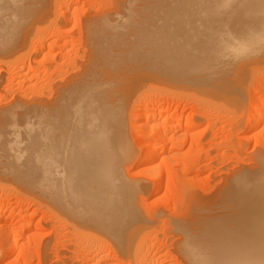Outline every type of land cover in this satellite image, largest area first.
I'll return each mask as SVG.
<instances>
[{"label": "bare ground", "instance_id": "6f19581e", "mask_svg": "<svg viewBox=\"0 0 264 264\" xmlns=\"http://www.w3.org/2000/svg\"><path fill=\"white\" fill-rule=\"evenodd\" d=\"M113 1L110 0L111 3ZM40 3L41 0H0V53L11 50L17 41L21 40L19 37L25 25L38 12ZM77 9L78 6L75 4L72 10L75 12ZM119 13H122L123 18H127V15L134 14L135 17L137 13L141 14L140 20L138 14V20L128 17L130 21L134 20L132 23L135 19L140 21L141 25L137 22V25H134L136 28L140 25L139 31H137L138 28L134 29L136 33H139L134 34L135 31H131L133 34H129L131 32L128 33L126 26L130 27L131 23L129 21L128 25L126 19L124 22ZM156 13L157 15L162 13L163 16L157 17L156 15L150 20ZM101 14L103 17L99 15L100 20L97 16L90 17L87 16L88 14L83 19L86 21L87 33L84 34L85 27L81 26L84 33L80 32V34L85 35L84 40L87 39L90 43L92 52L90 54L84 52L88 56L83 57L87 60L83 59L86 60V65L82 74L79 73L81 75L78 76L76 73L77 77L72 76L71 81L64 82L61 88L50 91L48 95L45 94L49 89L47 87L48 89H45L47 91H43L46 96L41 94L40 98L35 101L23 102L18 98L20 101L14 102L13 107L25 105V110L28 108L32 110V113L29 112L24 117L22 116L23 120L27 119L28 124L24 122L27 124L26 130L20 126L23 129L21 131H24L20 133V139H18V134L15 135L16 131L12 129L17 124H14L10 131L6 128L8 124L15 121L13 119L15 116L6 117L5 115L8 119L7 124L0 126L2 129L5 125L7 129L3 132V140L2 133L0 134L2 140L0 141V162L3 159L0 166L4 167L3 169L0 167V175L12 179V183L14 180L35 191L34 194L37 193L36 196L41 198L37 200L43 201L46 209L55 214L57 221L59 219L63 225L66 224L69 229L72 228L76 236L80 235L85 246L96 245L103 241L113 248L111 250L117 258L133 260L132 254L134 257L139 255L137 253L141 248L140 241H142L140 238L144 237L141 232L146 229L148 216L139 208V198L143 189L124 174L125 169H128L126 166L131 165L134 160L133 146H130L131 142L126 133L132 99L130 95L132 94L130 93L133 88L132 83L137 79L144 85H148L146 89L149 85L155 86L156 92L154 93L156 94L162 90L161 88L159 90L160 85L172 89L178 86V89H181L180 85L196 83L203 85L209 91V95L213 93L216 97V93H222L227 101L234 93L235 98L241 102L239 92L228 88L229 76L234 68H236L235 73L240 71L239 68L242 67L241 64L245 58L244 63L251 60L259 49L264 50V0H122L119 9L112 13L103 11ZM117 14L120 16L116 18ZM148 14L153 16L150 17ZM142 16L146 17L142 20L144 22H141ZM147 20L150 22L147 23ZM117 21L121 22L122 26L126 24L123 26L126 29L121 27L122 31ZM57 22L59 21L55 23ZM165 26L166 29L172 26L169 32L172 30L173 32L163 31ZM35 27L38 28V26ZM208 27L212 28L207 29ZM157 28H162L161 30L165 33L162 31L158 33ZM147 31L149 33L154 31L156 34L151 33L154 35L149 36ZM81 36L78 38L83 43ZM252 41L256 44L257 51H251ZM70 50H62L57 54L47 51L43 56L41 55L40 60L51 63L53 60L50 57L55 54L57 57L58 53L60 56H67ZM74 50L75 53L80 51ZM25 53L27 54V51ZM259 54L262 56L264 51ZM20 56L16 55L18 59L22 57ZM17 58L14 57L18 60ZM2 62L5 63V61ZM9 63H14V61L10 60ZM67 63L69 62L64 64ZM76 63L80 66V61ZM76 63L74 62L73 65ZM29 64L32 65V63ZM57 65L59 66L56 69L63 67L62 63H57ZM47 66L50 65L47 64ZM45 68L50 69V67ZM48 69L45 73L51 74L53 70L48 71ZM79 69L82 70L81 67ZM75 70L78 69L75 68ZM133 86H135L134 83ZM3 89H0V92ZM5 89L7 90L6 86ZM133 93L136 94V92ZM259 96L260 91H255L254 103L250 112L252 115L247 120L250 137L258 136L259 133L255 132L256 128L260 125L264 126V105L260 104ZM221 98L219 97L218 101L223 99ZM11 105L13 102L9 104ZM15 110L18 111V109ZM140 111L139 119L144 120L145 123L153 122L155 118L166 119L165 109L157 110L154 105ZM172 111L170 118L182 116L181 110ZM27 112L28 110L25 113ZM29 116L31 117L28 119ZM6 119L3 120L2 117L0 122H5ZM22 123L19 122L21 125ZM177 126H184L188 129L193 125L186 121L184 125L179 123ZM20 127L16 130H20ZM131 127L135 131L139 124L136 123ZM12 130L15 132L12 133L14 138L10 137ZM7 132L10 133L7 134ZM159 132L155 138L140 148L141 160L138 164L140 174L151 175L155 184L161 182L162 172L161 168L153 164L165 148L163 134ZM8 139L11 143L7 142ZM186 164H183V168L187 167L188 164ZM248 164L244 165L246 167H234L230 172L223 171L224 175L220 177L224 179L221 178V183L219 180L216 183L220 185L216 187V189L220 188L215 193V195L217 192L218 194L216 196L213 194L211 198H204L207 199L206 202H218V205L216 204L217 213L212 211L209 215L206 214L208 211L205 209L203 212L198 209L201 214H204L197 215L198 210L194 209L193 204L196 203L195 205L198 204V206L204 204L199 203L205 202L203 198L198 199L195 196L185 198L186 202H191L193 206H190L193 209L190 208L191 214H189L188 208L186 219L182 216L184 219L170 221L172 224H169L171 225L169 237L173 240L170 243L171 249L177 253L176 255L165 254L163 261L169 259L178 264H264V154H256ZM3 176L1 177L4 178ZM167 192L168 190L165 189L164 193L167 194ZM1 205L0 202V208ZM191 210L195 212L192 213ZM14 214V210L10 209L7 214L8 220ZM26 216L29 215H19L23 221L20 225L21 231L31 225L24 223ZM137 236L140 238L136 239ZM9 243L7 238V241L0 245L2 262L14 250V246ZM135 250L136 253H133ZM89 255L91 259L94 254ZM127 260L125 263L130 264Z\"/></svg>", "mask_w": 264, "mask_h": 264}, {"label": "rangeland", "instance_id": "374dc122", "mask_svg": "<svg viewBox=\"0 0 264 264\" xmlns=\"http://www.w3.org/2000/svg\"><path fill=\"white\" fill-rule=\"evenodd\" d=\"M121 3L122 0L121 1L114 0L112 3L110 2V0H47V1L41 0L40 9L27 22L21 33V36L19 37V39H21L22 41L18 39L19 41H17V44L15 45L14 48H12L11 50L5 53H0V59H1L0 63H2L0 64V70H1L0 73L2 72V74H0L1 75L0 89L3 88L5 89V86L7 88V90L3 89L4 91L1 90L0 92V114H3V116L0 117L1 119L3 117L4 120L6 119L7 116L9 117L15 116V118H13L15 121H12L11 124H8L9 127L6 126L7 129L9 128L8 130L5 128V125L2 126V129L0 128L1 130L0 134L2 133V136L4 134L3 132L4 131L6 132V130L10 131L11 127H13L14 124H17L19 126L17 127V125H15L14 128H12L14 129V131H16V133L13 130H12L13 132L11 133L7 132V134L9 133L11 134L10 136L11 138L15 137L13 135L15 133V135L18 134L19 136L18 139H20L21 136L20 133L21 132L24 133V131L21 130L27 129L26 128L28 124L26 122L27 119L25 118L26 120L24 119L25 120L24 121L23 117L24 115H27L29 112L32 113V110L30 111V108H28L27 109L28 112L25 113L27 111L25 110L26 109L25 105H23L24 108L23 106L22 107L15 106L16 108L13 107L14 102L20 101L18 98L23 100V102H29V101L31 102L33 100L35 101L40 98L41 94L48 95L50 91H55L56 89L61 88L66 82L72 80V76L73 78L77 77L76 73H78L77 74L78 76L82 74V72L85 69V65H86L85 61L87 60L86 58L88 56L85 54H90L92 52V47L90 43L87 41V39L86 41L84 40L85 35L87 33L86 21L83 20L84 17L88 14L87 16L90 17L97 16V19L98 17L101 18V16L103 17V15L101 14L103 13V11L104 13L105 12L112 13L113 11L120 8ZM75 4H77L78 9L74 12L72 9ZM48 5H50L51 8ZM102 9L103 11H100ZM65 12H67L68 14ZM133 13L135 14V12ZM119 14L115 15L116 18L117 16L122 17V13ZM134 14L130 16L126 14L127 18L122 17L123 21L125 22L126 19L128 24V22L130 21L129 20L130 17L132 19L138 17L137 16L138 13L135 15V17ZM161 14L157 15L156 13L155 16L151 14V16L153 17L150 18V20L156 17V15L158 17ZM108 15L109 17H111L110 14ZM138 15L140 16L141 14ZM148 15L150 16V14ZM148 15L146 16L147 18ZM138 18L140 20L141 16ZM145 18L144 16H142L141 22H144L142 20H145ZM56 21L59 22L55 23ZM133 21L129 22L132 24V27L131 24L130 27L126 26L130 29L128 28L126 29L125 27H123L126 24L125 25L123 24L122 26L121 22L119 21L117 22H119L120 24L117 23V25H119V28L123 27L126 30H128V33L129 31L130 32L135 31L134 34H137L139 32L136 33V30L138 27L140 28L141 24L139 23L140 21L138 22L136 21V19L134 23H132ZM148 21L149 20H147V23L150 22ZM136 22L137 24H140L137 28L136 26H134L137 25ZM144 24L145 23H143V25ZM35 26H38V28ZM81 26L85 27L86 30L85 33ZM170 27H168L169 29L168 28L166 29L165 26V30H163L162 28L164 27L162 26V28L160 29L157 28L158 29L157 32L161 33L162 30L163 31L168 30L169 32V30H171ZM123 28H121V30ZM135 28L136 30H134ZM139 28L137 31H139ZM209 28L210 27H208L207 29ZM26 30L27 32H25ZM154 31L153 32L151 31L150 33L147 31L146 33L147 35L149 34L150 36V34L154 33ZM163 31L162 33H165ZM80 32H83L85 35L80 34ZM172 32L170 31L169 33ZM128 33L126 35H128ZM129 34L132 35L133 33L131 32ZM154 34H151V36H153ZM79 36L83 37L82 39L83 43L81 42V39L78 38ZM79 41L82 43V45L84 44L82 48H81L82 45L79 46L81 44L78 43ZM250 46L252 47L251 51L258 50L255 47L256 44H254V41L250 43ZM86 47L90 51H87L88 49H86ZM26 48L27 50H25ZM66 49H71L70 51L72 53L69 52L70 54L67 56H60L59 54L60 51ZM76 49L82 52L80 51L79 52L77 51L78 53L73 52V50L76 51ZM26 51L27 54L25 53ZM47 51H51L56 54L57 52H59L57 57L56 54L55 56L53 55L52 57H50L51 60H53V61L50 60L51 63L49 61H43L42 59L40 60L41 55L43 56V54ZM263 51L264 50L259 49L254 55V57H252V59L246 63H244L246 59L245 58L243 60V64H241L242 67L239 68L241 72L236 71L235 73L236 68H234V70H232V72L230 73L228 88L229 90L239 92V94L241 95L240 97L241 102H239L237 98H235L236 95H234V93L230 95V98L227 101L223 98L224 95H222V93L221 94L216 93V97L219 95L217 99L215 97V94L211 93L210 91L211 94L209 95V91H207L203 85L196 83L185 84V86L180 85V87H182L181 89L180 88L178 89V86H175L176 88L173 87L172 89L169 88L168 86L165 87L163 85H160L159 90L160 88L162 90L161 92L157 91L159 92V94L154 93L156 92L155 86L149 85V88L146 89V86L148 85L146 84L144 85L143 82H139V80L137 81V79L136 81L133 82L135 86H133L132 83L133 88H131L130 90L132 92L129 91L130 93H132L130 94L132 97V99L130 98L131 105L129 107L130 118L128 116L127 123L128 122L129 123L127 124L128 129L126 133L129 142H131L130 146H133L134 151L132 154L134 160L131 163V165L129 164L130 167L129 165L126 166V168L128 169H125L124 174L127 176V178L130 177L129 179L131 180L133 179L132 182L136 183V185L140 186L143 189L142 194L144 196L141 194L139 198L140 203L139 202L138 203L140 205L139 208L142 209L141 212L143 211L144 213H147L145 215L148 216V219H147L145 231L141 232L144 235V237L142 236H141L142 238L138 237L140 236L139 234L136 238V239L138 238L142 239V241H140L141 248L138 246L140 249L137 254L139 255L138 257L136 256L134 257L132 254V257L134 259L132 257L130 258H132L133 260H127V258H125L128 261V263L130 262V264L133 263L134 264H178L174 260L168 259L167 261H163L165 254L176 255L177 253L175 250L171 249L170 243H172L173 240L169 237L170 229H171L170 227L171 225L169 226V224H172L170 221L176 219H182L183 217L186 219L188 217L187 216L188 208H189V214H191L190 208L193 209L191 207L193 205H194L193 206L194 209L196 210L199 209L202 212L205 210L208 211L206 214L209 213L212 214V211L214 213L217 210L218 202L215 201L206 202L207 199L204 198L206 197L211 198L213 194L214 196L218 194L217 192V194L215 195L217 189H220V188L216 189L218 185L216 183H218L217 180H219V182L221 183L222 181L221 178L223 177H220V175L222 176L224 175L223 171L230 172L231 169L232 170L234 169V167L237 168V167H242L248 163L250 164L252 158L256 154H264V126L260 125L256 128L255 132L259 133L258 136L256 135L257 137L256 136L250 137V131L247 128V120L252 115V113L250 112L252 111V105L254 103L253 96L255 94V91H260V96H259L260 104L264 105V57H263L264 54H262V56L261 54H259V53H263ZM16 55L17 56L23 55V56L22 57L20 56L21 58L18 59ZM14 57L17 58L18 60L14 59ZM53 57L55 58L53 59ZM10 60H12V62L14 61V63L10 64L9 63ZM2 61H5V63H3ZM15 61L17 62L15 63ZM65 61L69 63L65 65L64 64L66 63ZM79 61H80V66L78 63H76ZM74 62L76 63L74 64L75 66L73 65ZM29 63H32V65ZM57 63H62L63 67L61 69H56L59 66L57 65ZM47 64L50 66H47ZM69 64L70 66H68ZM45 67H50V69ZM78 67L79 68L81 67L82 70L79 69ZM65 68H67L70 72ZM75 68L78 70H75ZM47 69L48 71L53 70L55 71V73H52L53 71L50 72L51 74H53L51 76L49 72L45 73V70L47 71ZM25 78L27 80H25ZM48 78L50 79L48 80ZM46 80L50 81L51 83L48 81L46 82ZM21 82H23V84H21ZM43 85L45 87H43ZM26 86L28 87L30 86V88ZM38 87L40 88V90ZM138 87L141 88L142 90L143 88H145V90L141 91V89H139ZM151 87L154 88L152 89ZM46 88L48 89V91L45 90ZM43 91H47V92L43 94L44 93ZM39 92L40 94H38ZM133 92H136V94ZM212 95L214 97L209 98V96ZM219 97L223 98V99L221 98L223 101L220 100L222 101V103L218 101ZM12 102L13 105L9 106V104H11ZM5 105H8L9 109L8 106ZM153 105L156 107L157 110L165 109L166 112L164 113V116L166 117L167 120L162 118H155L153 122L148 121V123H145L144 120L139 119L138 113L141 112L140 110ZM15 109H18V111ZM175 109L176 110L178 109L179 111L181 110L182 116L180 115L179 117L170 118L171 111L172 110L174 111ZM9 113L11 114L9 115ZM167 115L169 116V118ZM30 117L31 116H29L28 119ZM170 119H172V121ZM9 120L11 121V119ZM7 121L8 119H6L5 122L3 121L0 122V126L1 124L2 125L5 123L7 124ZM17 121L18 123H16ZM186 121L193 125L192 128L188 127V129H186L184 126L182 127L177 126L179 123H181V125H184V122ZM19 122H23L22 125L19 124ZM24 122H26L27 124ZM136 123L139 124V127L135 131H133V127L131 126H133ZM25 124L26 126H24ZM20 126L23 129H21ZM19 127L20 130H16ZM157 131L158 132L160 131L163 134L164 145H165L163 152L159 154V156L156 158L153 164V166L156 165L155 167L159 169L161 168L162 177H161V182L159 184L154 183L155 180L153 179V177H151V175L149 176L141 175L140 168H138V164L141 160L140 148L142 147L143 144L148 143L150 140L155 138V136L158 133ZM2 136L1 138L3 140L4 136L3 137ZM1 138L0 141H2ZM10 139H8L7 142H10L11 141ZM251 155L252 158H250ZM21 157L19 158L21 159ZM5 159L4 161H6ZM8 159L10 160V158H7V160ZM2 160L3 159H1V162ZM249 160L251 161L249 162ZM183 164L184 165L186 164L187 167L183 168ZM0 167H2V165ZM3 168L4 167H2L1 169ZM1 176L3 175H0V202L2 204L0 208V216H2V218H0V245L3 242L7 241L8 238V242H10L9 244L14 246L13 248L14 250L11 252V254H9L10 256H7V259L5 261L2 262L0 260V264H7L8 262H9L8 264H89L92 261L94 262V263L92 262L93 264H127L125 263L126 262L125 259H121V258L119 259L115 255H113V251L111 250L113 248L109 247V245L106 242L100 241L99 243H97L98 245L96 244L92 246H85V244L82 243L83 239L81 238L80 235L76 236L72 228L69 229L66 224L63 225V222H61L59 219L57 221L55 214H52V212L46 209V205L42 203L43 201L41 200L40 202V200H37L39 197L36 196L37 193L34 194L35 191L29 189V187H27L26 185L18 183L14 180L12 183L11 181L12 179L10 180L9 178L3 176L5 178V181L7 180L5 182L4 178H2ZM4 183H7L8 185L7 184L4 185ZM14 183L15 185H13ZM24 186L26 188H24ZM165 189L168 190L167 194L164 193ZM182 196L184 198L181 199ZM189 196L190 198H192V196L193 198L194 196L196 198L198 197V199L203 198L205 202H199V203H204L205 205L199 204L198 206V204L195 205L196 203L191 205L190 204L191 202L190 203L186 202V199H188ZM43 204L45 205V207ZM196 206H198V208ZM10 209H13L15 214L13 215L12 218L9 217L8 220L7 214ZM46 210L49 212H47ZM199 210L196 211V213L198 212L197 215H203L204 213L201 214ZM193 211L194 210H191L192 213L195 212ZM184 212H186L185 213L186 215H184ZM21 214L29 215L26 216V219H24L25 220L24 223L27 222L31 224V225L29 224L30 227L26 228L24 231H21L20 229V225L21 223H23V221L19 217V215ZM5 215L6 217H4ZM72 234L74 235L72 236ZM133 253H136V250ZM89 254L91 255L94 254L92 255L93 257L91 256L92 261L89 258L90 257ZM88 258L90 259V261ZM135 261H137V263Z\"/></svg>", "mask_w": 264, "mask_h": 264}]
</instances>
